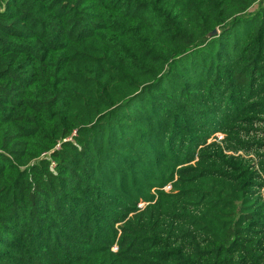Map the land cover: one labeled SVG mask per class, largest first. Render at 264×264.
Masks as SVG:
<instances>
[{
	"label": "trees",
	"instance_id": "trees-1",
	"mask_svg": "<svg viewBox=\"0 0 264 264\" xmlns=\"http://www.w3.org/2000/svg\"><path fill=\"white\" fill-rule=\"evenodd\" d=\"M0 264H264V0H0Z\"/></svg>",
	"mask_w": 264,
	"mask_h": 264
},
{
	"label": "water",
	"instance_id": "water-1",
	"mask_svg": "<svg viewBox=\"0 0 264 264\" xmlns=\"http://www.w3.org/2000/svg\"><path fill=\"white\" fill-rule=\"evenodd\" d=\"M216 33H217V29H214L209 35L214 36V35H216Z\"/></svg>",
	"mask_w": 264,
	"mask_h": 264
},
{
	"label": "rangeland",
	"instance_id": "rangeland-1",
	"mask_svg": "<svg viewBox=\"0 0 264 264\" xmlns=\"http://www.w3.org/2000/svg\"><path fill=\"white\" fill-rule=\"evenodd\" d=\"M256 7H257V4H255V5L251 8V10H254ZM165 189L168 190L169 187L167 186V187H165Z\"/></svg>",
	"mask_w": 264,
	"mask_h": 264
},
{
	"label": "built area",
	"instance_id": "built-area-1",
	"mask_svg": "<svg viewBox=\"0 0 264 264\" xmlns=\"http://www.w3.org/2000/svg\"><path fill=\"white\" fill-rule=\"evenodd\" d=\"M167 186L170 188V186H169V185H167ZM167 186H166V187H167Z\"/></svg>",
	"mask_w": 264,
	"mask_h": 264
}]
</instances>
